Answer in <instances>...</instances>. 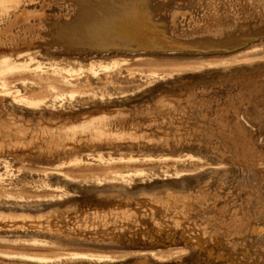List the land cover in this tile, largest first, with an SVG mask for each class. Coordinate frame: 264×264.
<instances>
[{
  "label": "bare ground",
  "instance_id": "1",
  "mask_svg": "<svg viewBox=\"0 0 264 264\" xmlns=\"http://www.w3.org/2000/svg\"><path fill=\"white\" fill-rule=\"evenodd\" d=\"M262 54L264 0H0V264H264V150L243 125L264 80L233 69ZM222 82L242 96L213 116L195 93ZM138 91L134 116L110 105Z\"/></svg>",
  "mask_w": 264,
  "mask_h": 264
},
{
  "label": "rangeland",
  "instance_id": "2",
  "mask_svg": "<svg viewBox=\"0 0 264 264\" xmlns=\"http://www.w3.org/2000/svg\"><path fill=\"white\" fill-rule=\"evenodd\" d=\"M34 5V4H33ZM35 5H37L36 3H35ZM179 5V7H181V8H188V9H190V10H192V11H194V13H196V15H198V16H196V17H199L200 16V14H198L199 12H201V8H199L200 7V4L198 5L197 3H193V2H190V3H185L184 5L183 4H178ZM197 6V7H196ZM50 8V10H52V9H54V6H51V7H49ZM196 8V9H195ZM199 8V9H198ZM199 10V11H198ZM262 56H264V54H262L261 55V58L260 59H258L259 61L257 62V61H253V62H255V63H253V62H247V63H245V62H243L242 63V65H243V67L242 68H240L242 65L240 64L239 66H234L233 67V69L235 68V67H238L237 69L235 68L234 70L235 71H239V70H242V69H244V68H246V70H253V71H251L250 72V74H249V76H250V78L251 79H258L257 77H260V79L261 80H264V74H262L261 72H260V74H258V73H255V71L256 70H258V69H262V68H264V57H262ZM104 60H106V59H104ZM107 60H108V58H107ZM148 60H149V62H148ZM170 60V61H169ZM174 60V62L172 63V61ZM144 61V62H143ZM143 61H140L139 63L138 62H134V60H129L126 64V67L129 69V70H131V71H133V73L135 74V76H136V78L137 79H140V78H143L144 77V73H145V75L147 74V72L148 71H150V70H152V69H155L158 73H160L162 70H164V69H166L165 67H167L168 65H171V64H185L187 61H190V60H188L187 58H182V56H177L176 58H174V59H165V60H155V59H153V58H150V57H147L146 59H144ZM159 61H161V62H159ZM162 61H164L163 63H162ZM177 61V62H176ZM170 62V63H169ZM180 62H182V63H180ZM262 62V64H260ZM152 63V64H151ZM156 63V64H155ZM168 63V64H167ZM251 63H253L254 64V66H253V64H251ZM85 64V66L87 65V63H84ZM142 64V65H141ZM149 64V65H148ZM162 64V65H161ZM165 64V65H164ZM250 66H249V65ZM132 65V66H131ZM159 65V66H158ZM257 65V66H256ZM262 65V66H261ZM88 66V65H87ZM247 66V67H246ZM256 66V67H255ZM260 66V67H259ZM130 67V68H129ZM142 69H141V68ZM145 67V68H144ZM221 67L222 66H219L218 68L217 67H215V68H210V67H207V68H205L204 70H188V69H184V67L183 68H180L179 69V71H174V72H172V78H170V81L169 82H166L165 81V84H167V86H170V87H173L172 89H174L175 88V86H177L178 85V83H180V82H190V84L191 85H193V84H195L196 83V81H195V76H196V78H198L199 80H200V78H201V75L203 74V75H211V74H213L214 73V71L216 70V72H219V70H223V68L221 69ZM254 67V68H253ZM209 68L211 69V70H209ZM251 68V69H250ZM258 68V69H257ZM214 69V70H213ZM232 68L230 69V71L232 72V73H234L235 71L233 70ZM167 70V69H166ZM208 70V71H207ZM233 70V71H232ZM209 72L208 74H207V72ZM212 71V72H211ZM176 72V73H175ZM185 72H187V73H185ZM192 72V73H191ZM254 72V73H253ZM138 73V74H137ZM180 73H181V75H180ZM184 74V75H183ZM194 74H195V76H194ZM198 74V75H197ZM258 74V75H257ZM177 75V76H176ZM178 75H179V77H178ZM200 75V76H199ZM142 76V77H141ZM176 76V77H175ZM191 76H193V77H191ZM199 76V77H198ZM186 77V78H185ZM188 77V78H187ZM202 79V78H201ZM179 80V81H178ZM194 80V81H193ZM173 81L175 82V83H173ZM177 81V82H176ZM160 83V84H159ZM161 83L163 84V80L162 81H159V82H156V84L157 85H159V87H161L162 88V85H161ZM262 83H264V82H262ZM169 84V85H168ZM223 84V85H222ZM95 85V84H94ZM173 85V86H172ZM219 85V86H218ZM218 85H215V86H211V87H209L208 86V88H209V90H208V88H207V90H206V92H202L201 94L199 93V91H197L195 94H196V97H198V98H202V96H203V98L204 97H206V98H209V100L211 99V101H209V102H207L206 103V105L204 104V105H202L201 107H200V109L202 110H207V109H209L210 110V113H211V115H213L215 112H214V110H215V105H216V102L214 101L216 98L218 99V105L220 104V105H222L223 103H225L226 101H227V96L228 95H231V96H233V97H235L234 99H236V100H239V98L242 96V94H241V96H239V95H237V90H236V87H234L233 85H230L229 83H227V82H222L221 84H218ZM228 85V86H227ZM227 86V87H226ZM216 87H217V89H218V91H217V89H216ZM222 87V88H221ZM109 89H111L110 87H109ZM171 89V88H170ZM222 89V90H221ZM154 91V94L155 93H157L158 91L156 90V89H153ZM215 90V91H214ZM155 91H157V92H155ZM212 91V92H211ZM214 91V92H213ZM217 91V92H216ZM236 91V92H235ZM224 92V93H223ZM232 93H234V94H232ZM245 93V92H244ZM244 93H243V95H244ZM246 94V93H245ZM200 95V96H199ZM127 96L129 97V99L130 100H125L124 101V99H122L121 101L120 100H113L112 101V103H110V105H123V106H125V107H128V108H130V114L132 115L133 114V111H138L139 110V104L141 105V103H142V99H140L139 100V98H141V96H140V94H139V91L138 92H135L134 94H127ZM209 96V97H208ZM215 96V97H214ZM217 96V97H216ZM222 96V97H221ZM256 99H255V104H254V107H250L251 109H250V111L251 112H249L250 114L247 116H244L243 115V125H244V127L245 128H247L250 132H251V136H252V138L253 137H255V139L253 138V143H254V145L256 146V144H257V146L256 147H259V148H261L262 150H264V121H262V120H264V90H262V91H260L259 93H257L256 95ZM211 97V98H210ZM227 98V99H226ZM205 99V98H204ZM223 99V100H222ZM117 101V102H116ZM129 101V103H127ZM115 102V103H114ZM213 103V104H212ZM129 104V105H128ZM134 105H135V107L136 108H138V110H134ZM130 106V107H129ZM205 106V107H204ZM243 107V106H242ZM257 107V108H256ZM86 108H83V109H79V110H77V111H84ZM214 109V110H213ZM256 110V111H255ZM214 112V113H213ZM252 112H254V113H252ZM257 112V113H256ZM252 114V115H251ZM255 114V115H254ZM261 114V115H260ZM219 115V114H218ZM258 115V116H257ZM133 116H134V114H133ZM214 116V115H213ZM217 116V115H216ZM255 116V117H254ZM132 117V116H131ZM253 118V120H252V118ZM249 118H251V119H249ZM261 119V120H260ZM253 123V124H252ZM258 123V124H257ZM260 124V125H259ZM250 125V126H249ZM255 125V126H254ZM257 126H259V127H257ZM255 129V130H254ZM261 129V130H260ZM261 131V132H260ZM257 132V133H256ZM253 135H256V136H253ZM192 153H194V152H196V153H194V154H199V153H197V151L195 150H193V149H191L190 150ZM204 155V154H203ZM210 158V157H209ZM208 158V159H209ZM208 159L206 158V159H203V161L204 162H209L210 160V162L211 163H215V162H217V160L214 158V160L211 158V159H209V161H208ZM213 161V162H212ZM156 167H158V166H156ZM0 169H2V165H0ZM206 172V173H205ZM202 175H201V177H200V179L202 180V181H204L205 179H207L208 178V172L207 171H205ZM108 173V172H107ZM206 174H207V178H206ZM73 175H75L76 177H79L80 178V176H82V175H85V176H89V174L88 173H82V172H79V173H75V174H73ZM218 176V175H217ZM231 176H232V174L230 173V175H227V183H229L230 184V182L229 181H231L230 180V178H231ZM202 177H204V178H202ZM233 177V176H232ZM239 177H240V175H239ZM238 177V178H239ZM133 180H135V181H139V176H135V177H133ZM38 181V180H37ZM52 183L53 184H55V182H54V180L52 181ZM79 183H81V182H79ZM60 184H63L64 186H71V185H75L76 183L75 182H72V181H69V180H65V179H60ZM211 184L212 183H210V186H211ZM244 184V183H243ZM212 188L214 187V185L212 184V186H211ZM225 190H224V192L225 191H227L226 190V188H224ZM246 191V189H244L243 191H238L237 189H234L232 192H233V194L234 195H236L237 196V200H236V203L238 202V204L239 203H241V202H243L244 200H243V198H244V192ZM225 199H219L218 201H217V203H218V206H220L221 204H223V203H227L228 201V204H230V200H231V194L229 193L228 194V197H226V201H224ZM224 201V202H223ZM248 205H250V207H254L255 208V205H257V200H256V197H254V198H252L250 201H249V204ZM230 206V205H229ZM175 246H178L177 244L175 245H170V247L169 248H174ZM129 262H127V264H128Z\"/></svg>",
  "mask_w": 264,
  "mask_h": 264
}]
</instances>
